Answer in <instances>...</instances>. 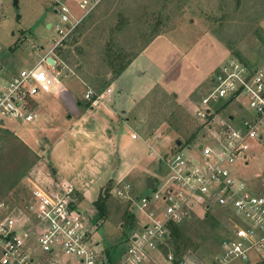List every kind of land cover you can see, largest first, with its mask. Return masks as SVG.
<instances>
[{
    "label": "rangeland",
    "instance_id": "obj_1",
    "mask_svg": "<svg viewBox=\"0 0 264 264\" xmlns=\"http://www.w3.org/2000/svg\"><path fill=\"white\" fill-rule=\"evenodd\" d=\"M55 1L17 0L15 6L13 0H0V57L7 78L34 65L53 46L56 35L48 24L56 20ZM57 1L80 14L77 0ZM77 31L54 52L55 70L70 97L65 102L57 96L51 100L58 114L46 118L38 104H30L37 115L33 122L0 119V200L23 212L31 182H70L86 229L108 258L106 251L124 250L126 238L143 220L113 190L130 182L133 194L143 195L149 180L155 185L165 177L160 160L183 149L174 147L175 140L185 144L196 131L191 145L198 140L206 144L201 139L205 126L193 111L219 67L233 57L256 66L264 62V0H102ZM110 40L133 60L107 87L111 93L104 107L91 110L84 92L96 90L90 80L97 73H108L101 64ZM237 113L232 103L217 114L229 120ZM106 128L117 134L107 135ZM248 156L239 177L253 193L264 195V135ZM102 197L104 219L97 217L94 207ZM196 213L179 225L195 244L181 258L182 264L213 262L231 228L232 216L224 211ZM257 255L251 252L248 261L226 264H257L264 260Z\"/></svg>",
    "mask_w": 264,
    "mask_h": 264
},
{
    "label": "built area",
    "instance_id": "obj_2",
    "mask_svg": "<svg viewBox=\"0 0 264 264\" xmlns=\"http://www.w3.org/2000/svg\"><path fill=\"white\" fill-rule=\"evenodd\" d=\"M101 1L77 0V16L56 0V20L50 23L56 35L53 46L16 75L5 76L0 57V119L31 123L37 115L30 104L40 94H55L61 101L70 98L55 70L54 52ZM110 93L111 88L97 95L87 88L83 98L90 107H98ZM232 103L238 116H218ZM193 115L205 126L201 139L206 144L198 140L161 159L165 177L143 195H134L130 182L113 190L143 219L127 238L120 261L113 264H161V257L163 264H174L170 252L163 255L165 247L170 249L171 227L195 218L200 210L224 211L233 219L219 256L201 264L248 261L251 252L264 256V195L253 193L239 177V169L264 135V62L256 66L231 58L212 76ZM31 183L23 212L0 200V264H112L86 229L75 187L63 179Z\"/></svg>",
    "mask_w": 264,
    "mask_h": 264
},
{
    "label": "trees",
    "instance_id": "obj_3",
    "mask_svg": "<svg viewBox=\"0 0 264 264\" xmlns=\"http://www.w3.org/2000/svg\"><path fill=\"white\" fill-rule=\"evenodd\" d=\"M78 26H77V28H78ZM77 28L68 37V39L64 42V44L70 40L72 35H75L74 33L77 31ZM111 31H112V34H114L115 30L112 29ZM106 43L107 44L105 47V52L103 53V59H102L101 65L107 66L108 73H106V74L97 73L96 74L97 78L90 80V82L96 86V90H95L96 95L102 93L111 84V82L113 80L118 78L128 68V66L131 64V62L133 60V57L130 59H127L126 55L123 54V50L117 49V45L112 44V40L107 41ZM64 44L62 46H64ZM60 61L63 62L62 59ZM241 61H243V60H241ZM110 76H112V79L110 78ZM85 105H86V108L90 107V102H85ZM171 119H172V116H171ZM169 126H171V125H169ZM172 128H174L173 131H177V130H175V123L174 122H172ZM195 137H196V131L187 139L185 144H183V142L180 140H175L174 141V147H177L178 141L181 143L180 147H182L184 145H186V146L191 145L193 140L195 139ZM145 191L147 192L148 189H146ZM94 207H95L96 212H97V217L104 219L106 217V199L102 197L99 200H96L94 203ZM127 217L129 219L133 218L132 215H129ZM171 234H172V236H171V239L169 241L170 249L165 247L163 249V253L167 254L169 251L172 252L173 256H174L173 263L174 264H182L181 258L187 253V251L191 247L194 250L195 244L192 242L190 235L188 236V235H185L184 233H182V230L179 227V225H173L171 227ZM180 236H183L182 241H180L181 240ZM121 253H122V250H116V249H113L111 251H106V254L108 256V260L112 264L115 262L116 257L120 256ZM257 264H264V260L257 263Z\"/></svg>",
    "mask_w": 264,
    "mask_h": 264
},
{
    "label": "crops",
    "instance_id": "obj_4",
    "mask_svg": "<svg viewBox=\"0 0 264 264\" xmlns=\"http://www.w3.org/2000/svg\"><path fill=\"white\" fill-rule=\"evenodd\" d=\"M56 95L55 94H40L39 96H37L35 99H33L32 104H38V107L41 108L43 115L46 116V118H52L51 116H54L56 114H58V109L57 106L51 101V100H55ZM57 98V97H56ZM61 101V100H60ZM65 102V101H64ZM105 104H101L98 107H89L91 110L94 109H99V108H103ZM36 114V113H35ZM94 115L91 114V117H93ZM37 119V118H36ZM127 121V120H126ZM126 121L124 120V122L126 123ZM124 125V123L122 124ZM125 126V125H124ZM126 127V126H125ZM112 131V132H111ZM64 132V131H63ZM106 132L107 135L108 133H113L114 135L117 134L116 129H111L110 128H106ZM107 135L104 137L106 139ZM108 139H110L108 137ZM115 139V138H114ZM127 139V138H125ZM128 142L129 139H128ZM53 147V146H51ZM58 171V170H57ZM55 174H58L57 172Z\"/></svg>",
    "mask_w": 264,
    "mask_h": 264
},
{
    "label": "water",
    "instance_id": "obj_5",
    "mask_svg": "<svg viewBox=\"0 0 264 264\" xmlns=\"http://www.w3.org/2000/svg\"><path fill=\"white\" fill-rule=\"evenodd\" d=\"M13 1H14V5L16 6V4H17V0H13ZM49 27H50V24H48V28H49ZM47 61H48V63H50L51 65L53 64L52 59L48 58ZM111 79H112V76H111ZM180 144H181V143L178 141V142H177V146H180ZM152 185H153L152 180H149V181L146 183V187H147L148 189H151V188H152Z\"/></svg>",
    "mask_w": 264,
    "mask_h": 264
}]
</instances>
